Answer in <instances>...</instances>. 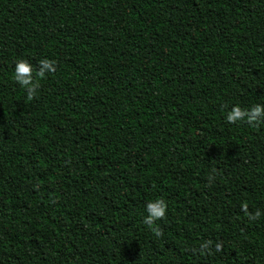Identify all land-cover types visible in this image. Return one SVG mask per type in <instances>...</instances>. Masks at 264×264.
Instances as JSON below:
<instances>
[{
	"label": "trees",
	"instance_id": "obj_1",
	"mask_svg": "<svg viewBox=\"0 0 264 264\" xmlns=\"http://www.w3.org/2000/svg\"><path fill=\"white\" fill-rule=\"evenodd\" d=\"M256 104L264 0H0V264H264Z\"/></svg>",
	"mask_w": 264,
	"mask_h": 264
},
{
	"label": "clouds",
	"instance_id": "obj_2",
	"mask_svg": "<svg viewBox=\"0 0 264 264\" xmlns=\"http://www.w3.org/2000/svg\"><path fill=\"white\" fill-rule=\"evenodd\" d=\"M54 61L48 59L41 60L39 62V68L36 71V75L39 77H44L46 72L55 71ZM14 79L15 81L26 90L28 99H33L37 88L39 87L38 83L34 82L33 79V66L29 63L27 59H17L14 61ZM250 125H254L261 119H264V105L256 104L253 105L250 109H242L239 105H236L231 108L227 113L226 120L228 123L236 124L238 121H244ZM146 211L148 216L145 218V223L151 226L156 220L163 219L167 212V204L162 198H158L154 201L147 203ZM242 211L248 214L250 220H257L260 218L262 213L257 210L255 213H248V205L244 203L242 205ZM157 236H160L162 233L160 230H154ZM212 241H206L200 245L201 250H207L210 248ZM216 250L221 251V245L216 244Z\"/></svg>",
	"mask_w": 264,
	"mask_h": 264
}]
</instances>
